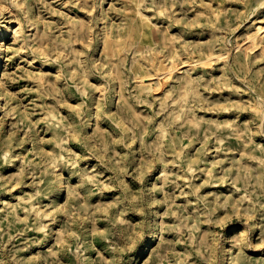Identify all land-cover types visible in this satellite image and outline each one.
I'll use <instances>...</instances> for the list:
<instances>
[{
    "label": "rangeland",
    "instance_id": "374dc122",
    "mask_svg": "<svg viewBox=\"0 0 264 264\" xmlns=\"http://www.w3.org/2000/svg\"><path fill=\"white\" fill-rule=\"evenodd\" d=\"M0 22V264H264V0Z\"/></svg>",
    "mask_w": 264,
    "mask_h": 264
},
{
    "label": "bare ground",
    "instance_id": "6f19581e",
    "mask_svg": "<svg viewBox=\"0 0 264 264\" xmlns=\"http://www.w3.org/2000/svg\"><path fill=\"white\" fill-rule=\"evenodd\" d=\"M2 26L4 27V31L2 32V35H1V41H2V43H4V42H6V40H7V37H8V32H9V30H11V25H7V24H2L1 22H0V31L1 30H3L2 29ZM3 46L1 45L0 46V66H1V61H2V57H3ZM2 72H1V69H0V74H1ZM227 234H229V232H226V235ZM150 243H151V241L149 240V243L147 244V245H150ZM226 258H227V255H226V253H225V260H226Z\"/></svg>",
    "mask_w": 264,
    "mask_h": 264
}]
</instances>
